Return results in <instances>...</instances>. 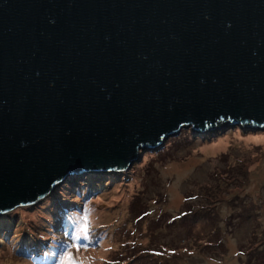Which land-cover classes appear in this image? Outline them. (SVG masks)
I'll list each match as a JSON object with an SVG mask.
<instances>
[{"label": "water", "instance_id": "obj_1", "mask_svg": "<svg viewBox=\"0 0 264 264\" xmlns=\"http://www.w3.org/2000/svg\"><path fill=\"white\" fill-rule=\"evenodd\" d=\"M236 125L264 130V0H0V214Z\"/></svg>", "mask_w": 264, "mask_h": 264}, {"label": "rangeland", "instance_id": "obj_2", "mask_svg": "<svg viewBox=\"0 0 264 264\" xmlns=\"http://www.w3.org/2000/svg\"><path fill=\"white\" fill-rule=\"evenodd\" d=\"M65 250L80 264H264V130L185 127L122 172L68 176L0 214V264Z\"/></svg>", "mask_w": 264, "mask_h": 264}, {"label": "snow or ice", "instance_id": "obj_3", "mask_svg": "<svg viewBox=\"0 0 264 264\" xmlns=\"http://www.w3.org/2000/svg\"><path fill=\"white\" fill-rule=\"evenodd\" d=\"M83 233H84V237L83 238H87V234H88V229L87 227H83L82 229ZM80 237H76V239H79ZM73 247L75 248H79L78 244L73 245ZM58 264H80L79 261L76 260L75 256L72 254L71 251L69 250H65L59 257V261Z\"/></svg>", "mask_w": 264, "mask_h": 264}, {"label": "bare ground", "instance_id": "obj_4", "mask_svg": "<svg viewBox=\"0 0 264 264\" xmlns=\"http://www.w3.org/2000/svg\"><path fill=\"white\" fill-rule=\"evenodd\" d=\"M122 172V171H121ZM101 173V172H100ZM103 173V172H102ZM72 176V175H71Z\"/></svg>", "mask_w": 264, "mask_h": 264}, {"label": "trees", "instance_id": "obj_5", "mask_svg": "<svg viewBox=\"0 0 264 264\" xmlns=\"http://www.w3.org/2000/svg\"><path fill=\"white\" fill-rule=\"evenodd\" d=\"M183 133V132H182Z\"/></svg>", "mask_w": 264, "mask_h": 264}]
</instances>
